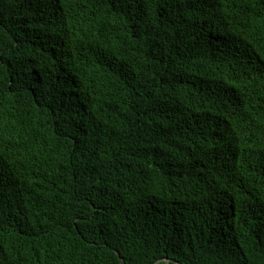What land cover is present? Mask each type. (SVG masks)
<instances>
[{"label": "trees", "instance_id": "1", "mask_svg": "<svg viewBox=\"0 0 264 264\" xmlns=\"http://www.w3.org/2000/svg\"><path fill=\"white\" fill-rule=\"evenodd\" d=\"M0 264H264V0H0Z\"/></svg>", "mask_w": 264, "mask_h": 264}]
</instances>
